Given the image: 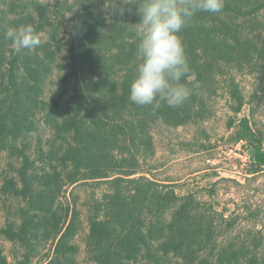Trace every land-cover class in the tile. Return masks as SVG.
<instances>
[{"label":"trees","instance_id":"obj_1","mask_svg":"<svg viewBox=\"0 0 264 264\" xmlns=\"http://www.w3.org/2000/svg\"><path fill=\"white\" fill-rule=\"evenodd\" d=\"M82 1V7L87 11L88 18L80 21V25L76 28L78 33L76 39L84 42L88 51L82 57L75 55L73 46L69 51L72 67L74 65L77 67L81 61L86 65L83 70L74 72L84 74V81L88 78L91 84L82 89L80 87L84 84L77 87L76 83L77 88L74 93L71 91L72 80H67L71 95L69 117L66 116L62 123L58 120L59 116L65 115L62 108L63 96L51 105L48 115L49 127L58 134L59 138L62 135L67 137L64 138L63 144H59L60 140L53 141L47 152L40 150L52 162L61 164L60 172L52 166L53 172L44 170L43 173H39L36 164L26 154V148L21 147L24 143L22 142L21 146L19 144V140L25 141L26 133L30 129L29 126H25L24 121L28 105L38 102L42 94L39 91L48 80L51 67L49 66L47 72L43 68L34 69L36 84L34 88L20 85L18 89L17 85H10L6 96L11 103L8 108L0 106V150L5 151L2 146L14 148L21 161L18 164L19 179L6 181L4 189L17 192L31 208L28 214H24L29 221L28 229L24 230L23 227L19 228L15 224V228H12L13 236L8 238L26 245L29 241L37 240L30 236L28 239L26 236L28 231L39 233L44 227L56 229L60 226L61 236L57 238L54 256L48 264H69L70 260H73L72 256L79 252L74 240L82 232L86 233L87 249L92 251L93 261L96 264H131L130 261L136 262L141 259L153 264H168L170 259L169 264H173L171 257L181 258L182 264H264V239L253 236L219 243L220 239L216 236L218 227L215 226L217 221H206L207 215L199 217L198 214H202V211L194 200H187L190 198L179 200L174 193L164 194L157 188L155 182L146 178L129 179L138 171L141 148L144 147L149 151L152 149V139L147 134L148 126L144 125L145 121L140 123L143 110L151 108L152 105L139 108L134 104V110H130L126 98L129 97L128 92L124 91L120 94V90L112 84L113 88H108L111 94L105 95L107 89L105 84L111 85V83L104 78L114 75L117 69L128 74L134 57L138 55L135 24L140 19L139 0L137 2L133 0L135 3L110 0L116 10L113 24H109V19L103 11L106 10L105 0ZM22 2L34 6L40 16V21L35 22L30 15L27 23L38 25L48 21V14L42 12L44 7L49 8L45 2L38 0H22ZM261 4L264 5V0H224L221 13H197L193 20L211 23L210 26L196 25L190 30L183 29L182 41L185 51H193L198 47L206 52L208 58L202 60L198 54L194 66L195 72L182 78V82L189 83L188 78L193 77L195 83H189L191 86L199 85L200 88L206 89L217 77L223 75L224 70L221 69L229 67L243 71L246 67H254L257 60H263L256 51L258 34L255 38L252 36L244 38L246 32L241 36V27L248 30L246 25L258 22L257 13L262 11ZM119 10L125 11L118 13ZM130 10L136 11L132 16L136 19V23L120 25L119 20L125 15L128 16ZM233 23L240 27L238 31L234 30ZM35 29L39 35L44 32L43 26L41 28L37 26ZM259 42L257 40V43ZM39 48L40 46L36 50ZM56 49L52 47L47 49L52 63L62 50L61 47ZM85 67L87 72H84ZM128 78L125 77V81ZM29 89L37 91L33 96L31 95V98L25 95L27 92L32 94ZM96 89H99V95L102 97L98 105L104 107L96 106L94 114L92 106L90 110L87 107ZM126 90L128 91V88ZM20 95L24 97L21 101H19ZM233 95L240 101L241 95L237 88ZM193 103L195 102L186 100L175 108L161 103L159 106L163 105L161 107L163 112H157L158 118L154 119L160 117L179 125L180 122L192 118L195 113L192 108ZM16 107L22 113V118L14 120L12 118L15 116L13 112L16 111ZM96 113L104 122L89 121ZM111 113L116 115V119L110 118ZM115 152L118 153L117 157L114 155ZM110 172L117 173L125 180L117 181L116 191L94 202L93 212L87 221V232L78 204L73 199L65 210L63 220L59 218L55 211L58 200L54 188L56 185L59 183L73 185L81 180L98 181L110 178L108 176ZM123 182L128 185L133 184L134 188H123ZM181 201L183 203L178 206ZM155 209L157 217H151ZM169 210H174V216L170 220L164 218L166 211ZM154 242L161 244L158 252L162 250L164 258L154 253ZM2 264L8 263L3 260Z\"/></svg>","mask_w":264,"mask_h":264},{"label":"rangeland","instance_id":"obj_2","mask_svg":"<svg viewBox=\"0 0 264 264\" xmlns=\"http://www.w3.org/2000/svg\"><path fill=\"white\" fill-rule=\"evenodd\" d=\"M39 1L45 2L49 7H44L42 10L48 14V21L45 24H32L34 28L44 27V32L39 35L42 45L38 50L25 49L17 54L11 48V41L5 38V31L9 27L27 24L30 15L35 22H39L40 16L34 6L22 0H0V106L8 108L11 103L6 96L10 85L15 84L18 89L20 85L34 88L36 86L34 69L43 68L47 72L49 66L51 67V74L39 91L42 94L38 102L28 105L24 121L25 126H29L30 129L26 133L25 141L19 140V144L21 146L22 142L24 143L21 147L26 148V154L36 164L39 173H43L44 170L53 172L52 166L60 172L61 164L52 162L40 150L47 152L53 141L60 140L59 144H63L64 138L67 137L62 135L59 138L58 134L49 127L48 115L51 105L63 96L62 108L65 115L58 117L59 122L62 123L68 116L71 109L68 81L72 80L71 91L74 93L79 85L84 84L80 88L85 89L91 84L88 78L84 81V74L74 72L83 70L86 65L81 61L80 65L72 67L69 51L72 46L75 47V55L79 57L88 51L85 43L76 39L78 34L76 28L80 25V21L86 20L88 16H86L87 11L82 7V0ZM105 1L106 10L103 11L109 19V24H113L116 18L115 7L111 5L110 0ZM262 6L260 9L262 11L257 13L258 22L246 25L248 30L241 27L242 31H240L241 36L246 32L244 38L248 36L255 38L258 34L257 40L260 42L257 43L256 40V51L263 60H257L254 67H246L243 71L229 69V67L221 69L224 70L223 75L217 77L206 89L200 88L199 85L191 86V83H195L193 77L188 78L190 84L181 81L191 90L187 100L195 102L192 104L195 113L188 121L175 125L160 117L154 119L158 118L157 112H163L161 109L163 105L156 104H153L151 108H145L140 115L142 117L140 123L145 121L144 125L148 126L147 134L152 139V149L149 151L144 147L141 148L138 171L129 179L146 178L155 182L157 188L164 194L174 193L179 200L187 198H190L187 200H194L200 205L199 210L202 211V214L194 211L199 217L207 215L206 221H217L215 226L218 227L216 236L220 239L219 243L253 236L264 239V162L257 156L259 154L264 157V5ZM122 11L125 10H119L118 13ZM129 13L128 16L121 17L120 25L136 23V19L132 18L136 11L130 10ZM210 24L194 19L184 29L190 30L196 25L208 27ZM232 26L235 31L240 29L235 23ZM182 34L181 32L180 36L183 40ZM135 43L138 48V40H135ZM51 47L62 48L53 63L50 53L47 52V49ZM203 51L198 47L193 51H185L190 66V72L187 75L195 72L194 66L198 54L202 60L208 58ZM138 62L139 56L136 55L128 74L117 69L114 75L106 76L104 79L111 85L105 84L107 88L105 95L111 94L108 88H113L112 84L116 85L120 94L124 91L129 94ZM86 70L85 67L84 72H87ZM125 77L129 78L125 81ZM236 88L241 95L240 101L233 95ZM31 92L32 94L27 92L25 95L31 98V95L33 96L37 91L31 90ZM21 98H24L23 95H20L19 101ZM92 98L87 109L90 110L92 106L95 114L96 106L104 107V105H98V101L102 99L99 89L92 93ZM126 98L130 110H134V103L129 100V97ZM13 113L15 116L12 119L22 118V113L17 107ZM154 114H156L155 117H153ZM110 118L116 119V115L111 113ZM100 119L96 113L90 117L89 121L104 122ZM2 148L5 151L0 150V264L3 260H6L8 264H48L54 256L57 238L61 236L60 226L56 229L44 227L39 233L28 231L27 238L30 236L37 240L29 241L26 245L8 238L13 236L12 228H15V224L19 228L23 227L24 230L28 229L29 221L24 214H28L30 206L17 192L4 189L6 181L19 179L18 164L21 161L14 148L5 146ZM114 155L117 157L118 153L115 152ZM108 176L110 178L98 181L81 180L73 185L63 183L56 185L54 188L58 200L55 211L59 218L63 220L65 210L73 199L78 204L87 232V221L93 212L94 202L116 191L117 181L125 180L114 172H110ZM122 186L128 189L134 188L133 184L128 185L125 182ZM124 191L126 192V189ZM181 203L183 201L178 206ZM173 211H166L164 218L170 220L174 216ZM153 212L151 217H157L156 209ZM74 241L79 252L72 256L73 260H70L69 264H96L93 261L92 251L87 249L86 233H79ZM154 243V253L164 258V252L162 250L158 252L161 244ZM171 259L173 264H182L181 258L171 257ZM140 261L130 262L131 264H153L145 262L144 259ZM170 261L168 259V264Z\"/></svg>","mask_w":264,"mask_h":264},{"label":"clouds","instance_id":"obj_3","mask_svg":"<svg viewBox=\"0 0 264 264\" xmlns=\"http://www.w3.org/2000/svg\"><path fill=\"white\" fill-rule=\"evenodd\" d=\"M224 0H139V62L130 85L129 100L138 106L166 104L175 108L191 95L182 83L190 72L181 31L199 12L221 13ZM4 36L17 53L40 46L41 38L31 23L9 27Z\"/></svg>","mask_w":264,"mask_h":264},{"label":"water","instance_id":"obj_4","mask_svg":"<svg viewBox=\"0 0 264 264\" xmlns=\"http://www.w3.org/2000/svg\"><path fill=\"white\" fill-rule=\"evenodd\" d=\"M257 156L261 159L262 162H264V157L263 156H261L259 154H257Z\"/></svg>","mask_w":264,"mask_h":264}]
</instances>
